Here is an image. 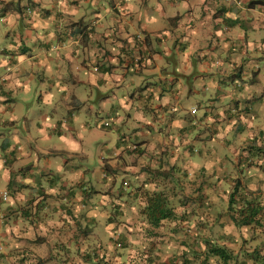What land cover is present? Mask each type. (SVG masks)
Masks as SVG:
<instances>
[{
  "label": "crops",
  "instance_id": "obj_1",
  "mask_svg": "<svg viewBox=\"0 0 264 264\" xmlns=\"http://www.w3.org/2000/svg\"><path fill=\"white\" fill-rule=\"evenodd\" d=\"M261 1L0 0V191L17 193L0 202V239L14 210L36 223L44 192L81 190L85 206L92 191L141 195L172 173L213 176L231 136L247 142V165L264 162ZM85 109L132 143L110 150L113 177L100 167L97 184L69 161L81 129L93 130ZM31 194L44 200L35 211L19 199ZM37 252L21 251V264Z\"/></svg>",
  "mask_w": 264,
  "mask_h": 264
},
{
  "label": "rangeland",
  "instance_id": "obj_2",
  "mask_svg": "<svg viewBox=\"0 0 264 264\" xmlns=\"http://www.w3.org/2000/svg\"><path fill=\"white\" fill-rule=\"evenodd\" d=\"M97 104L98 101L95 107ZM84 112L82 117L93 130H90V134L89 128L81 129L86 139L78 140L69 161L82 170L91 167L92 171L84 176L92 178L97 184L106 178L100 172V167L107 168L109 178L113 177L110 150H117L118 147L124 149L122 144L132 143L130 140L128 143L116 140L118 128L112 125L106 127L108 121L102 125V112L98 111L101 115L99 119L86 109ZM121 114L125 116L123 110ZM129 126L125 124L124 129L133 138L132 130L127 128ZM162 127L161 132L168 133L164 123ZM94 131L104 136L97 137ZM150 137L156 135L151 134ZM230 139L220 144V155L227 158L220 161L213 176H185L184 173L177 176L172 173L167 182L161 185L158 191L168 196L170 208L180 215L178 219L165 220L159 226H153L142 213L147 192L134 198L127 192L121 193V189L125 188L102 191L98 197L89 198L85 206L81 190L78 189L70 193L60 189L52 193L44 192L45 195L40 196H44L46 201L31 194L19 199L33 202V211L37 210L41 201H44L41 207H48L40 209V218L37 217L36 223L31 220L24 222L14 210L16 215H11L8 220L11 226L6 223L9 229L12 227L10 239L6 242L0 239V255L7 256L6 264H21V251H38L43 256L30 264H225L220 258L209 254L207 241L224 245L230 250L232 258L228 264H237L234 260L237 256L244 259L246 251L255 253L254 250L259 249L264 255V218L263 226L237 227L228 211L229 196L237 184H242L247 190L253 189L264 201V162L260 163L259 160L247 165V142L243 143L234 136ZM122 170L128 172L126 168ZM123 175H118V185L125 179L121 178ZM200 187L205 191H199ZM126 190L131 191L132 186L126 187ZM2 193L0 191V202L4 203L13 201L17 196L15 190ZM91 193L94 194L93 191ZM107 193L112 195L110 200L105 196ZM67 195L71 197L69 202L63 200ZM102 195L105 198L101 201ZM3 232L8 233L7 227ZM247 263L255 264L251 260H247ZM0 264H5V261L0 260Z\"/></svg>",
  "mask_w": 264,
  "mask_h": 264
},
{
  "label": "trees",
  "instance_id": "obj_3",
  "mask_svg": "<svg viewBox=\"0 0 264 264\" xmlns=\"http://www.w3.org/2000/svg\"><path fill=\"white\" fill-rule=\"evenodd\" d=\"M259 2V1H255ZM264 4V1H261ZM132 191V190H131ZM126 189H121V193L127 192L130 196L136 198L139 193L133 190V192ZM95 193V192H94ZM45 195V193L43 194ZM86 198H91L94 194H85ZM107 200L112 198V195L107 193ZM103 195L101 201L105 198ZM105 205L104 203H102ZM228 211L231 220L237 227H257L263 226L262 220L264 218V201L257 196V192L248 189L242 184H237L234 187L233 192L230 193L228 200ZM176 210H173L169 206L168 196L160 191L147 192L146 203L144 204L142 213L146 216L148 223L153 226H159L165 220L178 219L180 215L176 214ZM94 217L92 218V220ZM91 224V223H89ZM207 251L210 255L218 257L223 260L225 264H228L232 258L230 250L224 245L213 244L212 242H206ZM255 253L245 252L244 259L240 256L234 257L237 264H248L247 260L253 261L255 264H264V255L261 254L259 249H255ZM219 259V260H220Z\"/></svg>",
  "mask_w": 264,
  "mask_h": 264
}]
</instances>
